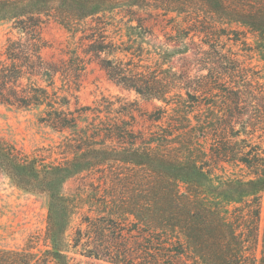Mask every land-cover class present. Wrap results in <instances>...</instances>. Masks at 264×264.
I'll return each instance as SVG.
<instances>
[{
    "label": "trees",
    "instance_id": "trees-1",
    "mask_svg": "<svg viewBox=\"0 0 264 264\" xmlns=\"http://www.w3.org/2000/svg\"><path fill=\"white\" fill-rule=\"evenodd\" d=\"M154 1L0 0V20H15L21 32L9 39L0 55V102L43 105L45 121L58 130L74 131L67 136L68 151L60 162L24 153L11 144L1 145L0 168L18 186L47 193L49 212L48 248L41 255L0 250V264H71L68 224L79 208L91 206L97 196L106 213L89 220V228L100 242L91 239L87 255L126 264H264V242L259 248L264 148L255 140L257 126L250 133L244 123L237 128L232 123L240 116L242 81L229 86L231 93L224 96L230 109L216 114L209 107L200 112L199 95L192 87L195 80L169 64L175 55L187 52L190 43L178 40L174 47L157 43L145 19L138 16L140 9ZM167 4L179 12L187 5L207 13L222 10L230 20L252 24L264 41V23L255 21H262L264 1L254 13L246 12V0H175ZM247 17H254L253 21ZM50 19L73 33L85 32L87 52L100 57L119 85L146 99L164 101L169 107L158 109L154 116L169 119L171 129L135 132L120 116L80 127L85 111L95 109L99 115V105L86 106L75 115L64 107L70 101L67 95L49 90L54 77L46 85L32 81L33 75L53 76L57 71L42 56L47 42L41 28ZM113 25L118 38L109 35ZM178 32L189 34L186 29ZM258 49H264V43ZM24 79L29 81L24 84ZM213 82L207 80V90L213 91ZM179 122L181 126L173 129ZM119 161L142 168L145 173H138L134 180L148 185L138 188V197L131 202L128 212L134 216V227L128 230L120 227L128 218L122 214L126 211L116 190L118 178L108 171V165L112 168ZM224 163L243 164L249 174H223L220 166ZM100 168L104 170L99 179L91 177L85 185V197L62 188L72 177Z\"/></svg>",
    "mask_w": 264,
    "mask_h": 264
},
{
    "label": "rangeland",
    "instance_id": "rangeland-1",
    "mask_svg": "<svg viewBox=\"0 0 264 264\" xmlns=\"http://www.w3.org/2000/svg\"><path fill=\"white\" fill-rule=\"evenodd\" d=\"M168 1L175 0L154 1L147 9H140L138 16L145 19V24L151 28L153 39L157 43H165L167 47H174L178 40L179 43H190L191 48L185 53L175 55L169 64H172L176 71L188 75V79L195 80L192 87L197 89L196 93L199 95L198 109L205 112V109L210 107L216 114L225 108L230 109L231 103L228 102L229 106L224 104V96L231 93L229 86L234 85L235 81H242V97L238 110L240 116L232 123L238 125L236 128L244 123L250 133H255L252 128L257 126L255 140L264 148V55L261 52H264V49H258L259 44L264 41L259 31L251 26L252 24L230 20L216 7V11L207 13V10L200 7L187 5L179 12L169 8ZM260 1L264 0H246V12H256ZM262 16V21L257 18L255 21L264 23V10ZM253 18L247 17V20L252 22ZM194 19H199L196 24ZM15 26V20H0V55L5 52L9 39L20 36L21 32ZM115 27L116 25H113L110 28L109 35L118 38V30ZM179 28L186 29L189 34L184 36L178 32ZM41 34L47 42V46L42 50L43 59L56 67L57 71L53 72V76L33 75L32 81L46 85L54 77L55 84L48 86L49 90L56 91L59 95H67L70 101L64 107L75 115H79L86 106L99 105V115L95 109L85 111L79 120L80 127L89 122H100L102 119L107 121L109 117L120 116L121 120L133 125L135 132L150 134L153 131L164 132L171 129L168 123L170 120L166 117L155 119L158 109L169 106L162 100L146 99L114 81L102 66L100 57L93 52H87L89 47L84 39L85 32L73 33L50 19L42 25ZM161 60L164 61L163 55ZM211 79L215 81L211 88L213 91L207 90L210 86H206L207 80ZM28 81L23 80L24 84ZM183 85L187 86L185 82ZM45 110L43 105L21 106L0 102V148L4 143L11 144L24 153L56 162L62 161V156L68 151L67 136L72 135L74 131L72 128L58 130L50 125L44 120ZM118 110L122 112L116 114ZM211 115L214 118V114ZM180 126L179 122L173 129ZM171 137L169 136V139ZM112 165V168L108 165V171L118 178L116 190L118 196L123 198V211L127 212L122 213L125 214L123 217L128 218L120 227L133 229L134 216L128 211H132L131 202L138 197V188H148L146 183L137 184L135 181L138 173L145 172L142 168L124 161ZM221 165L223 174H249L243 164ZM101 170L104 169L100 168L96 172L84 171L63 183L62 188L66 193L83 194L85 197V185H88L91 177L99 179ZM98 197L91 206L83 205L79 208L68 224L71 264H126L111 261L107 257L96 258L87 255L91 239L96 244L100 242L99 235L89 228V220L92 216L106 213ZM48 212L47 193L18 186L0 168V250H25L34 255H41L48 248ZM128 221L130 222L127 223ZM260 227L259 248L264 242V191L261 198Z\"/></svg>",
    "mask_w": 264,
    "mask_h": 264
}]
</instances>
